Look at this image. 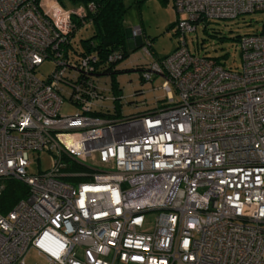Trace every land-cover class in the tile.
<instances>
[{"label":"built area","instance_id":"2783aa9c","mask_svg":"<svg viewBox=\"0 0 264 264\" xmlns=\"http://www.w3.org/2000/svg\"><path fill=\"white\" fill-rule=\"evenodd\" d=\"M170 1L178 46L141 71L163 77L165 97L118 120L93 114L112 99L96 56L69 54L92 3L0 0V179L27 186L0 214V264H264V19L237 39L239 70L184 40L199 22L264 13V0ZM44 150L52 166L27 171Z\"/></svg>","mask_w":264,"mask_h":264},{"label":"rangeland","instance_id":"374dc122","mask_svg":"<svg viewBox=\"0 0 264 264\" xmlns=\"http://www.w3.org/2000/svg\"><path fill=\"white\" fill-rule=\"evenodd\" d=\"M125 7L123 14L124 30L130 32L136 26H141V31L133 35L141 41L143 45L131 50L127 42L128 57L119 62L118 67L128 68L115 74L114 82L118 84V101L113 103L111 98H104L102 105L108 107L113 112V106L118 109V116L115 119H124L133 115H140L153 109L156 104H160L165 97V91L161 88L163 77L153 75L151 80H141L140 72L135 69L141 65L162 57L171 52L177 44L178 35H175L174 26L177 18L176 11L169 0H123ZM78 3H66V8H74ZM264 13L245 12L233 18L211 19L206 22L196 24L195 30L185 33L184 40L189 51L216 58L221 64L233 70L241 67L240 47L238 38L244 34H250L260 29ZM144 34H143V31ZM91 34V26L86 24L79 27L71 37V49H82L81 41ZM146 49L147 51H145ZM135 53V54H134ZM136 60V61H135ZM54 67V62L44 60L36 67L38 75L44 77ZM103 82L106 84L104 85ZM110 76L101 77V86L108 88ZM105 92V96L110 95ZM174 94V92H173ZM75 105L63 101L60 108L61 114H71L75 111ZM98 109V108H97ZM54 156L47 151L30 154L27 171L37 172L50 168L53 164ZM146 223L151 225L152 213L146 214ZM41 260L30 251L26 256V262Z\"/></svg>","mask_w":264,"mask_h":264},{"label":"trees","instance_id":"16d2710c","mask_svg":"<svg viewBox=\"0 0 264 264\" xmlns=\"http://www.w3.org/2000/svg\"><path fill=\"white\" fill-rule=\"evenodd\" d=\"M57 1L62 6H65L66 3H78V4L81 3L84 5L92 3L93 5L92 10L87 11L83 18L84 23H80L78 19L74 20L76 23L75 31L79 27L89 24L91 26V34L88 38L80 40L82 49L80 50L71 49L69 54L71 56H73V54L77 56H82V55L96 56L94 71L98 79L99 85L101 87L99 93L105 94V92H110L111 93L110 96L112 97L113 103H115L119 99L118 97L119 94L117 93L119 86L118 84L116 85L117 82L116 83L114 82L115 79L113 76H115L117 72L125 71L128 69L120 66L118 67L119 62H121L129 55L126 46L125 30L123 23L124 20L123 14L125 10L123 0H57ZM135 1L138 3L141 0H135ZM161 1H167V0H161ZM208 21L210 20H205L203 22L205 24ZM173 33L176 35L175 31ZM179 40L180 38L178 37V41L174 49L178 46ZM69 44L71 46V41ZM168 54H165L164 56ZM112 55L116 56V58L110 60L109 56ZM162 57H157V60H159ZM214 59L216 60L217 63H220L216 58ZM146 67L147 64L145 65L141 64L135 68L140 72L139 78L141 80H143L141 71ZM103 75L110 76V82L108 84V88L105 86H101L102 83H100V80ZM103 84L105 85L106 83L103 82ZM117 94L118 96H116ZM97 108H95L93 111V114L95 115H101L104 117L118 116V109L116 105L113 106V112L111 111V109H109L108 107H104L103 105ZM0 183L2 185L0 191V214H5L19 199L24 198L26 196L27 186L23 182L10 177L1 178Z\"/></svg>","mask_w":264,"mask_h":264},{"label":"crops","instance_id":"0c3cea01","mask_svg":"<svg viewBox=\"0 0 264 264\" xmlns=\"http://www.w3.org/2000/svg\"><path fill=\"white\" fill-rule=\"evenodd\" d=\"M142 31H143V29H142ZM143 34H144V31H143ZM142 40H143V37H141V41H140V39L138 37L132 36L130 34V32L127 31V41H126V45H127V42H128V46L131 48V50L135 49L136 47L141 46V44L143 43ZM139 64L145 65L146 63H139Z\"/></svg>","mask_w":264,"mask_h":264},{"label":"water","instance_id":"95a60500","mask_svg":"<svg viewBox=\"0 0 264 264\" xmlns=\"http://www.w3.org/2000/svg\"><path fill=\"white\" fill-rule=\"evenodd\" d=\"M125 38H126V41H127V35H126V32H125Z\"/></svg>","mask_w":264,"mask_h":264}]
</instances>
